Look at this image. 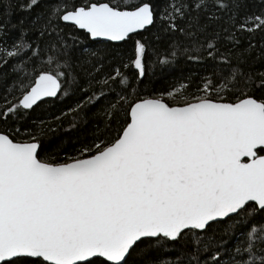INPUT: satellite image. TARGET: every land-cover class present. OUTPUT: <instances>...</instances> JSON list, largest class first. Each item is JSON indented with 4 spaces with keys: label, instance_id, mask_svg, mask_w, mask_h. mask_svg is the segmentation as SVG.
<instances>
[{
    "label": "snow or ice",
    "instance_id": "6c2138e0",
    "mask_svg": "<svg viewBox=\"0 0 264 264\" xmlns=\"http://www.w3.org/2000/svg\"><path fill=\"white\" fill-rule=\"evenodd\" d=\"M0 264H264V0H0Z\"/></svg>",
    "mask_w": 264,
    "mask_h": 264
},
{
    "label": "trees",
    "instance_id": "16d2710c",
    "mask_svg": "<svg viewBox=\"0 0 264 264\" xmlns=\"http://www.w3.org/2000/svg\"><path fill=\"white\" fill-rule=\"evenodd\" d=\"M16 15H21V13L17 12ZM256 67H261V65H256ZM187 71V69H185ZM180 74L179 70H173L171 72H166L164 75L160 74V70L157 69V78L155 80V86L156 87H164L167 83H169L175 76H178ZM68 103H71L70 101ZM33 116H40L43 117V113L40 109H36V111L32 114ZM67 122L64 125V128H67ZM64 128H62L59 132L54 133L53 136L55 138L61 139V140H68V141H75L77 138H86L89 137L93 131L92 124L89 123L87 125H79L76 128H73L69 131H64Z\"/></svg>",
    "mask_w": 264,
    "mask_h": 264
}]
</instances>
